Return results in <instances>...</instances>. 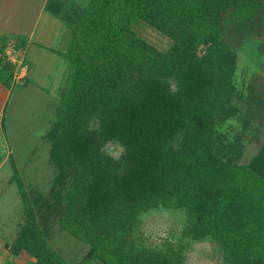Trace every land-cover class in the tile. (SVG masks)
<instances>
[{
    "label": "trees",
    "instance_id": "trees-1",
    "mask_svg": "<svg viewBox=\"0 0 264 264\" xmlns=\"http://www.w3.org/2000/svg\"><path fill=\"white\" fill-rule=\"evenodd\" d=\"M67 3L45 5L67 27L59 53L71 67L44 135L56 172L48 193L33 196L35 212L18 180L26 218L12 252L25 250L32 264H75L48 241L57 222L85 245L83 264H185L190 243L206 238L222 264H264V142L239 163L240 134L219 130L248 119L231 102L233 62L244 38L264 35V0ZM137 20L170 45L137 36ZM6 43L1 36L0 81L9 86ZM108 144L121 147L118 156ZM157 207L185 208L186 218L147 242L140 215Z\"/></svg>",
    "mask_w": 264,
    "mask_h": 264
},
{
    "label": "rangeland",
    "instance_id": "rangeland-1",
    "mask_svg": "<svg viewBox=\"0 0 264 264\" xmlns=\"http://www.w3.org/2000/svg\"><path fill=\"white\" fill-rule=\"evenodd\" d=\"M31 1L36 4L34 0ZM88 1L67 0V4H69L70 9L71 7L79 9ZM59 21L62 22L60 19ZM131 29L137 36L144 38L148 43L160 50H165L170 45L171 41L168 37L143 20H137L131 26ZM58 59L62 62L63 67V73L60 78L64 77L61 83L58 82L57 86L60 85L57 90L64 86L66 76L71 71L70 64L65 58L59 56ZM233 63L234 84L237 92L231 98V102L238 108L240 117L248 119L244 121L238 117L230 118L219 126V130L226 133L231 139L240 134V139L243 142L240 148V155H242L240 157L237 156L236 159L239 163H246L257 153L264 142V35H251L244 38L240 48L236 49ZM24 72L23 69L19 70L18 76L24 74ZM44 102L39 99L35 89L31 88L30 91L25 90L22 92L21 102L16 104L15 109L13 108L14 103L8 105L7 113L9 123L13 124L12 131L14 132V134H8V144L16 148L15 155L21 167L23 186L34 212L40 207V202L37 200L33 202V196L37 192L43 196L48 193L52 187L56 172L53 163L49 159V143L43 137L44 132L55 121V110L51 106V102L48 104ZM52 111H54L53 114ZM33 148L35 151L32 153L31 150ZM106 150L112 155L118 156L121 152V147L115 144H108ZM12 189H14V186ZM12 197L13 199L8 195V206L16 201V196ZM20 199V212L24 221L26 218V205L21 194ZM41 210L43 212L39 213L38 219L42 218L41 215L46 213L45 208ZM140 217L142 220L141 230L147 242H158L165 237L169 230L179 229L186 218V210L185 208L157 207L141 213ZM10 222L8 221L6 234L14 236L16 225H12L14 222ZM48 241L68 262L83 264L81 257L85 250V245L82 241L71 237L69 233L61 229L57 222L52 223ZM222 258V251L218 243L212 238H206L204 240H194L190 243L186 252L185 264H222ZM90 264L97 263L93 262Z\"/></svg>",
    "mask_w": 264,
    "mask_h": 264
},
{
    "label": "crops",
    "instance_id": "crops-1",
    "mask_svg": "<svg viewBox=\"0 0 264 264\" xmlns=\"http://www.w3.org/2000/svg\"><path fill=\"white\" fill-rule=\"evenodd\" d=\"M34 1L36 4L31 0H0V37L5 36L7 43L14 42L21 51V59L27 65L24 76L15 79L14 75L21 71V66L12 64L13 81L9 86L0 81V264H32V257L25 250L14 254L11 247L23 222L20 212L21 193L17 185L18 180L23 183V178L15 155L16 148L8 144L7 140L8 134H14L13 124L9 123L7 116L8 105L14 103L15 109L16 104L21 102L22 92L34 88L39 99L46 104L51 102L55 110L57 88L60 85L57 84L64 77L60 78L63 67L58 57L68 43L67 29L64 23L46 11L47 0ZM8 195L11 199L16 196V201L13 200L15 202L10 206L7 205ZM8 221L16 225L14 236L6 234Z\"/></svg>",
    "mask_w": 264,
    "mask_h": 264
},
{
    "label": "built area",
    "instance_id": "built-area-1",
    "mask_svg": "<svg viewBox=\"0 0 264 264\" xmlns=\"http://www.w3.org/2000/svg\"><path fill=\"white\" fill-rule=\"evenodd\" d=\"M2 55L7 62L15 66H21V69L26 71L27 65L21 59V51L14 44V42L6 43V45L3 48ZM23 76L24 74H21L20 76H18V73H16L14 75V78L19 79V78H22Z\"/></svg>",
    "mask_w": 264,
    "mask_h": 264
}]
</instances>
